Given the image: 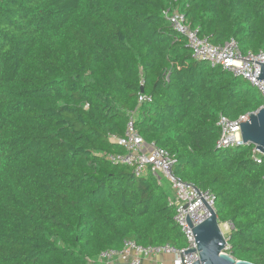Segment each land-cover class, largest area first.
<instances>
[{"label": "trees", "instance_id": "1", "mask_svg": "<svg viewBox=\"0 0 264 264\" xmlns=\"http://www.w3.org/2000/svg\"><path fill=\"white\" fill-rule=\"evenodd\" d=\"M175 10L215 46L264 53V0H0V264H88L125 241L188 246L169 185L106 158L125 153L114 137L133 113L175 176L215 196L232 226L225 253L264 264V156L217 147L220 117L263 98L193 57L165 18Z\"/></svg>", "mask_w": 264, "mask_h": 264}, {"label": "built area", "instance_id": "2", "mask_svg": "<svg viewBox=\"0 0 264 264\" xmlns=\"http://www.w3.org/2000/svg\"><path fill=\"white\" fill-rule=\"evenodd\" d=\"M164 15L173 30L188 40V45L196 60L207 62L213 67L220 66L234 77L244 80L262 96L264 101V81L257 80L261 76V65H264L263 52L244 54L234 40L223 46H215L207 38L200 37V28H192L185 15L178 10L166 11ZM150 102L152 99L145 95L139 98L140 104ZM132 115L125 136L114 137V141L124 148L125 153L111 154L106 158L112 164L134 168L136 176H142L149 170L161 186L164 183L169 185L172 192L169 202L176 209L175 221L186 237L188 246L182 250L170 245L145 248L138 246L135 242L125 241L123 250H107L99 256L98 260L89 261L88 264H143L146 259L160 256L171 257L172 264H200V252L187 219L189 216L193 226L209 219L212 216L211 211L216 212L215 196L210 191H202L176 177L174 174L176 161L163 149L144 141L135 129V115L134 113ZM249 115L234 121L224 116L220 117L218 127L221 135L217 143L218 149H238L248 146L243 143L239 125L247 121ZM254 154L261 155L255 147ZM255 160L259 159L255 158Z\"/></svg>", "mask_w": 264, "mask_h": 264}, {"label": "water", "instance_id": "3", "mask_svg": "<svg viewBox=\"0 0 264 264\" xmlns=\"http://www.w3.org/2000/svg\"><path fill=\"white\" fill-rule=\"evenodd\" d=\"M257 80L264 81V65H261V76ZM141 91L143 92V88ZM239 126L243 143L255 147L256 151L264 156V107L251 113L248 120ZM211 214L212 216L209 219L197 226H193L189 216L187 219L200 252V264H252L237 261L225 253L228 241L220 228L217 212L211 211Z\"/></svg>", "mask_w": 264, "mask_h": 264}, {"label": "crops", "instance_id": "4", "mask_svg": "<svg viewBox=\"0 0 264 264\" xmlns=\"http://www.w3.org/2000/svg\"><path fill=\"white\" fill-rule=\"evenodd\" d=\"M143 264H172V258L160 256L158 258L146 259Z\"/></svg>", "mask_w": 264, "mask_h": 264}, {"label": "rangeland", "instance_id": "5", "mask_svg": "<svg viewBox=\"0 0 264 264\" xmlns=\"http://www.w3.org/2000/svg\"><path fill=\"white\" fill-rule=\"evenodd\" d=\"M241 80H242V79H241ZM242 83H243V85H244L245 87L248 86V83L245 82L244 80H242ZM220 228H221V230H222V233H223L225 239H227L228 235H229L230 232H231L232 226L229 225V224H227V225H220ZM166 257H169V256H166Z\"/></svg>", "mask_w": 264, "mask_h": 264}]
</instances>
